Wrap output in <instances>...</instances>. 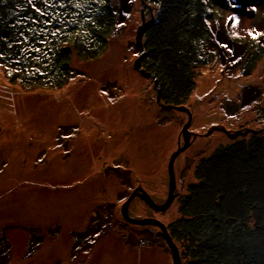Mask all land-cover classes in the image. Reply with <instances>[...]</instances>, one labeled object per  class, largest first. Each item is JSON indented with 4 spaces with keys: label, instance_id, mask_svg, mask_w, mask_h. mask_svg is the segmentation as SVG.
I'll use <instances>...</instances> for the list:
<instances>
[{
    "label": "rangeland",
    "instance_id": "rangeland-1",
    "mask_svg": "<svg viewBox=\"0 0 264 264\" xmlns=\"http://www.w3.org/2000/svg\"><path fill=\"white\" fill-rule=\"evenodd\" d=\"M143 2L0 0V264H172L121 213L127 184L165 201L188 119L134 68L151 8L142 66L199 136L128 214L182 264H264V0Z\"/></svg>",
    "mask_w": 264,
    "mask_h": 264
},
{
    "label": "water",
    "instance_id": "water-1",
    "mask_svg": "<svg viewBox=\"0 0 264 264\" xmlns=\"http://www.w3.org/2000/svg\"><path fill=\"white\" fill-rule=\"evenodd\" d=\"M142 4H144L142 0ZM143 8V7H142ZM152 18V17H151ZM149 23L145 21L144 15H143V10L141 9V23L137 26L136 31H135V43L139 47V56L134 60V68L144 77H153L154 79V85L157 91L156 94V100L161 106L165 107H174L176 109H181L187 112L188 119L187 121L182 125L181 128V136H182V144L181 142L178 141L177 144V149L170 155L167 163V170H168V191H167V197L163 203H156L151 196L142 188V187H137L135 188L132 193L126 198V200L122 203L121 205V213L123 218L130 223L133 224H154L159 227L163 238L165 239L171 253L172 257V264H181V259H180V254L179 250L177 247V244L173 240L170 232L168 231L167 225L163 223L162 221L156 219V218H134L131 217L128 214V205L130 200L134 196H139L141 199L145 201V203L151 207L153 210L157 211H165L171 204L173 198H174V191L176 187V181H175V173L173 169L174 161L176 157L184 151L191 143V134L193 135V138L197 135V133H192L189 131L188 126L191 120V113L190 111L185 107V106H175L171 104H163L160 98V87L157 81L156 76L150 72L147 71L143 66H142V59L145 57V50L143 47V36L145 34V31L148 28Z\"/></svg>",
    "mask_w": 264,
    "mask_h": 264
},
{
    "label": "trees",
    "instance_id": "trees-1",
    "mask_svg": "<svg viewBox=\"0 0 264 264\" xmlns=\"http://www.w3.org/2000/svg\"><path fill=\"white\" fill-rule=\"evenodd\" d=\"M146 4V3H145ZM151 14L153 15V12H152V8H151ZM152 15H150V12H149V17H150V20L148 21V23H153L154 21H155V19H154V16H152ZM152 17V18H151ZM196 65V64H195ZM193 67H194V65H193ZM69 71V70H68ZM152 72V71H151ZM153 73V72H152ZM154 74V73H153ZM155 75V74H154ZM156 76V75H155ZM157 78V77H156ZM161 101H162V98H161ZM163 102V101H162ZM180 106H182V105H180ZM209 132H210V130H209ZM233 134H231V135H233V139L234 140H236L237 141V139H242L243 138V135H245V134H247L248 135V137H249V134L251 135V134H253L254 132H251V131H245L244 129H239L238 131H233L232 132ZM235 137V138H234ZM232 142H235V141H232ZM209 158H207L205 161H207ZM250 219H251V223H250V225L251 226H253L254 228H255V230L256 229H259L261 226H259L258 225V222L256 221V219L255 218H253L252 216L250 217ZM247 222V221H246ZM249 223V222H248ZM262 227L264 228V225H262ZM173 238V237H172ZM181 256V255H180ZM191 261H193V260H191ZM182 264V263H181Z\"/></svg>",
    "mask_w": 264,
    "mask_h": 264
},
{
    "label": "flooded vegetation",
    "instance_id": "flooded-vegetation-1",
    "mask_svg": "<svg viewBox=\"0 0 264 264\" xmlns=\"http://www.w3.org/2000/svg\"><path fill=\"white\" fill-rule=\"evenodd\" d=\"M217 3H218V5H220V6H222V7H224V8H228L230 5H229V2L228 3H226V2H219V1H217ZM213 20V19H212ZM150 24V23H149ZM191 132V131H190ZM193 133V132H192ZM197 136H199L198 134L193 138V135L191 134V142L192 141H194V139L197 137ZM179 137L181 138L182 136H181V133H180V136H178V141H179ZM137 187H140V186H133L132 184L131 185H126V188L129 190L130 189V194L132 193V191L135 189V188H137ZM174 193H176V191H174ZM129 194V195H130ZM129 195H127V196H125L124 198H123V200L121 201V205H122V203L126 200V198L129 196ZM175 196V195H174ZM136 197H138V198H140L139 196H134L131 200H130V202L129 203H131V201L134 199V198H136ZM141 199V198H140ZM141 201L143 202V203H145V201L143 200V199H141ZM147 205V204H146ZM129 206V205H128ZM147 207L148 208H150V209H152L151 207H149L148 205H147ZM128 211V210H127ZM152 211H153V209H152ZM124 221V220H123ZM125 223H127V222H120V224H122V225H124ZM156 226V225H155ZM156 227H158V226H156ZM160 233V232H159ZM158 232H157V234H159ZM91 235V234H90ZM90 235H89V237H90ZM92 235H94V232L92 233ZM76 239H79V238H76ZM169 248V247H168Z\"/></svg>",
    "mask_w": 264,
    "mask_h": 264
},
{
    "label": "snow or ice",
    "instance_id": "snow-or-ice-1",
    "mask_svg": "<svg viewBox=\"0 0 264 264\" xmlns=\"http://www.w3.org/2000/svg\"><path fill=\"white\" fill-rule=\"evenodd\" d=\"M29 2H31V0H29ZM77 7H79V5H77ZM36 11H37V12H40L41 10H40L39 8H37ZM41 14L43 15L44 13H41ZM228 19H229L230 21H236V20H237V18H236L235 16H231V17H229ZM237 23H238V21H237ZM233 26H235V25H233ZM55 34H56V33H53V35H55ZM249 34L252 35V31H250ZM256 35L259 36V35H264V34H262V33H256ZM225 47H226V46H225ZM37 51H39V49H37Z\"/></svg>",
    "mask_w": 264,
    "mask_h": 264
}]
</instances>
